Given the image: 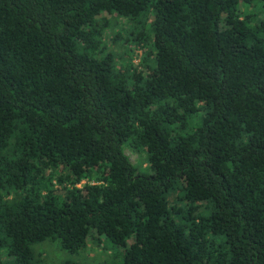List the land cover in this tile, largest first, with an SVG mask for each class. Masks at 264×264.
I'll list each match as a JSON object with an SVG mask.
<instances>
[{"label":"trees","instance_id":"1","mask_svg":"<svg viewBox=\"0 0 264 264\" xmlns=\"http://www.w3.org/2000/svg\"><path fill=\"white\" fill-rule=\"evenodd\" d=\"M102 237L264 264V0H0V264Z\"/></svg>","mask_w":264,"mask_h":264},{"label":"rangeland","instance_id":"2","mask_svg":"<svg viewBox=\"0 0 264 264\" xmlns=\"http://www.w3.org/2000/svg\"><path fill=\"white\" fill-rule=\"evenodd\" d=\"M108 17V16H107ZM126 20L123 18L120 22L113 24L108 28V35L113 36L117 29L125 25ZM116 23V24H115ZM112 47L123 52V47L112 43ZM136 56L133 61L139 62L142 49L135 50ZM126 153L134 164L146 166V155L132 151L126 148ZM81 184H79L80 186ZM59 186V185H58ZM36 256L42 258L43 264H61L65 261L75 262L78 264H118L122 263L123 248L111 244L105 237H102V244L90 240V245L85 250L70 252L62 248L59 241H45L34 245Z\"/></svg>","mask_w":264,"mask_h":264}]
</instances>
